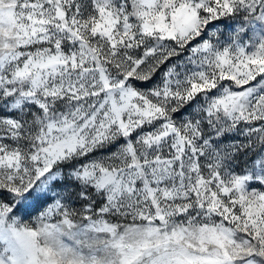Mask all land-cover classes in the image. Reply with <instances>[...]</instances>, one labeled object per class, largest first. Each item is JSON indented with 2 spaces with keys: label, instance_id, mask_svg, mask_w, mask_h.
Returning a JSON list of instances; mask_svg holds the SVG:
<instances>
[{
  "label": "snow or ice",
  "instance_id": "1",
  "mask_svg": "<svg viewBox=\"0 0 264 264\" xmlns=\"http://www.w3.org/2000/svg\"><path fill=\"white\" fill-rule=\"evenodd\" d=\"M0 264H264V0H0Z\"/></svg>",
  "mask_w": 264,
  "mask_h": 264
}]
</instances>
